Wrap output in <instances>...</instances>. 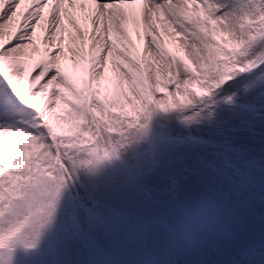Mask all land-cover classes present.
I'll list each match as a JSON object with an SVG mask.
<instances>
[{
    "label": "snow or ice",
    "instance_id": "1",
    "mask_svg": "<svg viewBox=\"0 0 264 264\" xmlns=\"http://www.w3.org/2000/svg\"><path fill=\"white\" fill-rule=\"evenodd\" d=\"M0 264H264V0H0Z\"/></svg>",
    "mask_w": 264,
    "mask_h": 264
}]
</instances>
